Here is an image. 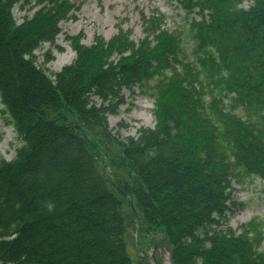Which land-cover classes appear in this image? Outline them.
<instances>
[{"label": "trees", "instance_id": "trees-1", "mask_svg": "<svg viewBox=\"0 0 264 264\" xmlns=\"http://www.w3.org/2000/svg\"><path fill=\"white\" fill-rule=\"evenodd\" d=\"M176 2V30L153 13L138 43L66 37L76 57L48 74L34 52L78 6L35 0L18 24L31 0H0L1 112L20 142L0 159V264H137L132 231L172 264H264V220L223 226L233 183L264 180V0ZM134 87L155 123L121 139L107 116Z\"/></svg>", "mask_w": 264, "mask_h": 264}, {"label": "rangeland", "instance_id": "rangeland-1", "mask_svg": "<svg viewBox=\"0 0 264 264\" xmlns=\"http://www.w3.org/2000/svg\"><path fill=\"white\" fill-rule=\"evenodd\" d=\"M79 8L72 12L71 17L60 23L61 33L57 36L54 46L44 44L35 51L36 64L47 73L58 72L63 66L71 63L75 53L66 41V36L82 35V43L89 46L95 36L105 40L113 37L118 29L130 32V39L138 43L144 36L142 31V15L150 16L158 12L165 17L164 28L174 31L184 23V12L175 0H68ZM35 0L24 9H13L17 23L31 17L37 10ZM249 1L242 7L246 8ZM186 43V42H185ZM188 45V43H186ZM49 52L51 60L44 64V54ZM124 102L117 112L107 116L108 128L112 134L121 139L134 137L140 127L154 125L153 100L143 95L135 87L122 91ZM97 104L95 98L93 99ZM0 103V158L12 159L20 146L13 129L6 125L1 113ZM242 114H244L242 112ZM248 116L245 114L244 118ZM110 171V169H109ZM227 213V225L236 228L253 218L264 220V181L255 176L244 175L240 184L233 186L232 199ZM140 242V243H138ZM158 236L139 238L132 231L128 238V249L137 264H171L169 247L156 244Z\"/></svg>", "mask_w": 264, "mask_h": 264}]
</instances>
